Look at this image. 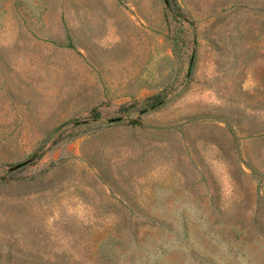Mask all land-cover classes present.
I'll list each match as a JSON object with an SVG mask.
<instances>
[{"label":"rangeland","instance_id":"rangeland-1","mask_svg":"<svg viewBox=\"0 0 264 264\" xmlns=\"http://www.w3.org/2000/svg\"><path fill=\"white\" fill-rule=\"evenodd\" d=\"M0 264H264V0H0Z\"/></svg>","mask_w":264,"mask_h":264}]
</instances>
